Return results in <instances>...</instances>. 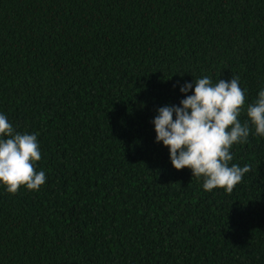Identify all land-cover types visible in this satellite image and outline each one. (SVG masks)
<instances>
[{"label": "trees", "instance_id": "1", "mask_svg": "<svg viewBox=\"0 0 264 264\" xmlns=\"http://www.w3.org/2000/svg\"><path fill=\"white\" fill-rule=\"evenodd\" d=\"M233 76L250 134L229 166L251 171L205 191L153 121L195 79ZM262 90L264 0H0V114L37 136L46 175L0 183V240H264V136L247 116ZM0 264H264V241H0Z\"/></svg>", "mask_w": 264, "mask_h": 264}, {"label": "clouds", "instance_id": "2", "mask_svg": "<svg viewBox=\"0 0 264 264\" xmlns=\"http://www.w3.org/2000/svg\"><path fill=\"white\" fill-rule=\"evenodd\" d=\"M194 83V94L186 95L182 106L158 109L153 121L156 141L169 148L177 170L189 168L193 176L204 177L205 191L222 188L230 194L251 171L250 165L229 166L232 146L246 142L250 134L249 124L239 120L246 104L245 91L234 76L230 82L220 79L213 84L209 77H203ZM192 88L193 84L186 82L180 91L186 94ZM247 116L255 133L264 136V90L247 106ZM40 160L37 136L15 132L7 117L0 114V183L7 191L15 194L22 186L39 190L46 182L45 173L35 167Z\"/></svg>", "mask_w": 264, "mask_h": 264}]
</instances>
